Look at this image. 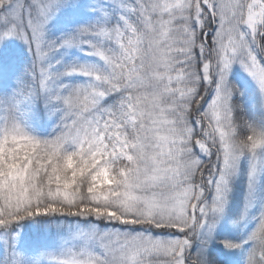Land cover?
Here are the masks:
<instances>
[{"label": "snow or ice", "instance_id": "obj_1", "mask_svg": "<svg viewBox=\"0 0 264 264\" xmlns=\"http://www.w3.org/2000/svg\"><path fill=\"white\" fill-rule=\"evenodd\" d=\"M0 264H264V0H0Z\"/></svg>", "mask_w": 264, "mask_h": 264}]
</instances>
